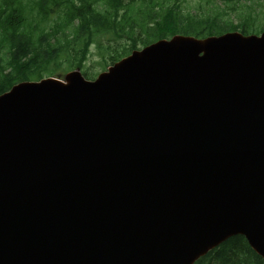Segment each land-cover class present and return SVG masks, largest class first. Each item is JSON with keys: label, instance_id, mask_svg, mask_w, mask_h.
<instances>
[{"label": "water", "instance_id": "water-1", "mask_svg": "<svg viewBox=\"0 0 264 264\" xmlns=\"http://www.w3.org/2000/svg\"><path fill=\"white\" fill-rule=\"evenodd\" d=\"M235 235L264 264V31L0 94V264H193Z\"/></svg>", "mask_w": 264, "mask_h": 264}, {"label": "trees", "instance_id": "trees-1", "mask_svg": "<svg viewBox=\"0 0 264 264\" xmlns=\"http://www.w3.org/2000/svg\"><path fill=\"white\" fill-rule=\"evenodd\" d=\"M200 13L183 11L180 0H0V94L14 84L83 68L90 46L105 45L103 69L138 43L175 34L204 38L228 31H264V0H208ZM235 11V21L226 16ZM124 39V44L117 40ZM108 60V61H107ZM63 71V70H62ZM86 78L92 79L87 71ZM194 264H263L242 235L227 238Z\"/></svg>", "mask_w": 264, "mask_h": 264}, {"label": "rangeland", "instance_id": "rangeland-1", "mask_svg": "<svg viewBox=\"0 0 264 264\" xmlns=\"http://www.w3.org/2000/svg\"><path fill=\"white\" fill-rule=\"evenodd\" d=\"M166 1V0H164ZM174 0H170V3H172ZM182 4V10L183 11H191V12H202L205 11L207 8L211 6L208 0H180ZM262 12H264V6L261 8ZM235 11H232L230 9H226V16H229V18L234 19L235 21ZM236 22V21H235ZM264 22V20H263ZM108 43L115 44L114 41L109 39V37H100L95 40V42L90 46L88 55L86 57V60L83 61V68L80 69V71L83 73V71H87L90 76H97L98 73L102 72L103 70V57H104V49L105 45ZM125 40L120 39L117 40V44H124ZM138 47L141 48V45L138 43ZM108 61V60H107ZM110 64V63H109ZM108 64V65H109ZM108 67V66H107ZM63 70V71H62ZM68 71V70H67ZM67 71H64V69L58 70L57 74L54 76H59L63 78V76L66 74Z\"/></svg>", "mask_w": 264, "mask_h": 264}]
</instances>
